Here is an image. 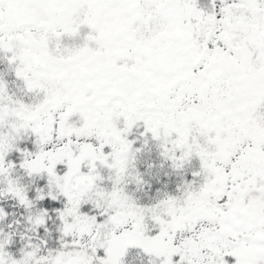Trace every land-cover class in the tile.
<instances>
[{"label":"snow or ice","instance_id":"1","mask_svg":"<svg viewBox=\"0 0 264 264\" xmlns=\"http://www.w3.org/2000/svg\"><path fill=\"white\" fill-rule=\"evenodd\" d=\"M0 264H264V0H0Z\"/></svg>","mask_w":264,"mask_h":264}]
</instances>
